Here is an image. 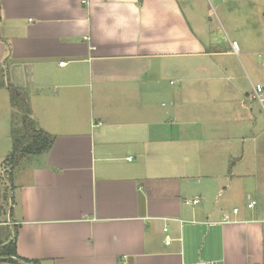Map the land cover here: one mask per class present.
I'll return each mask as SVG.
<instances>
[{"label": "crops", "instance_id": "0c3cea01", "mask_svg": "<svg viewBox=\"0 0 264 264\" xmlns=\"http://www.w3.org/2000/svg\"><path fill=\"white\" fill-rule=\"evenodd\" d=\"M240 7L214 24L189 0H0V239L17 232L19 264H264V84L245 67L264 24L231 37ZM10 84L55 142L4 177Z\"/></svg>", "mask_w": 264, "mask_h": 264}, {"label": "trees", "instance_id": "16d2710c", "mask_svg": "<svg viewBox=\"0 0 264 264\" xmlns=\"http://www.w3.org/2000/svg\"><path fill=\"white\" fill-rule=\"evenodd\" d=\"M13 105L21 113V124L13 128V148L5 159V163L14 168L23 157L47 153L55 142V135L38 128L31 116L30 104L21 87L8 86ZM0 259L19 264L21 259L17 252V232L10 240V235L0 239ZM26 262H30L26 260ZM34 262V261H32ZM36 263V262H35Z\"/></svg>", "mask_w": 264, "mask_h": 264}, {"label": "rangeland", "instance_id": "374dc122", "mask_svg": "<svg viewBox=\"0 0 264 264\" xmlns=\"http://www.w3.org/2000/svg\"><path fill=\"white\" fill-rule=\"evenodd\" d=\"M189 2H194L197 3L198 7L201 8V10H203L204 12H206V14H208V16L211 18V20L214 21V24H217L219 19L222 20L223 16V11L225 10V8L227 7H233L235 6L236 11L238 12V5H241L240 7V12L239 15H241L242 19H244V25H246L243 30H240L239 28V23L237 21L232 23V28L228 27V24L226 22H222V24L224 25V28L227 33L232 37L234 34L238 37H240V34L242 35L244 33L248 34L249 30L253 31V34L250 35H256L258 31L261 30V27L263 28V24H264V0H230L227 4L223 3L222 0H189ZM258 8H261L258 11ZM187 6L185 5V10H186ZM234 9V10H235ZM251 9H253L252 11H250ZM187 11V10H186ZM242 11H244L242 13ZM238 27V30L236 29ZM258 30V31H257ZM238 37V38H239ZM240 58H242V55H240ZM242 61H244V59L242 58ZM245 67L246 70L248 72V74L250 75V77L252 78V80L254 81V83H257L258 81H260L261 83L264 84V66L262 67V65L258 68V70H255V72H253V70L251 71L250 67L246 64L245 62ZM257 73L258 77L255 76V74ZM244 81V79H243ZM245 84H247V81L245 80ZM263 97H264V93H263ZM257 101V100H255ZM254 113L256 114V116L258 117V120L261 121L262 123V127L264 128V108L260 103H255V107H254ZM261 116V119H260ZM15 127H19V125L21 124V113L19 111H17V113L15 114ZM263 156L261 155V158ZM263 163H260V166L262 167L261 172L263 173L262 176L264 175V160L262 158L261 160ZM264 185V184H263ZM240 200V199H239ZM245 202H247L248 200L244 199ZM237 206V207H241L242 208V203L240 201H238V199L236 200L235 204H232L231 207L233 206ZM238 208V209H239Z\"/></svg>", "mask_w": 264, "mask_h": 264}, {"label": "built area", "instance_id": "2783aa9c", "mask_svg": "<svg viewBox=\"0 0 264 264\" xmlns=\"http://www.w3.org/2000/svg\"><path fill=\"white\" fill-rule=\"evenodd\" d=\"M232 50H233V53L236 54V55H240V46H239V43L237 41H232ZM60 64H64V62H61ZM263 93H264V86L261 85V84H257V85H254L253 86V91L251 93V98L254 99V100H258L260 102H264V97H263ZM131 159V158H129ZM4 169L2 170V175L4 177L7 176L8 172H9V168H11V166L7 165L6 163H4ZM199 202V199L196 198L193 200V203H198ZM256 204V201L253 200L252 202L249 203V207H253L254 205ZM235 213H237L239 211L238 208H234L233 210ZM228 220V218H226ZM168 226H165L164 227V231L165 232H168ZM167 243H170V236L167 235Z\"/></svg>", "mask_w": 264, "mask_h": 264}]
</instances>
